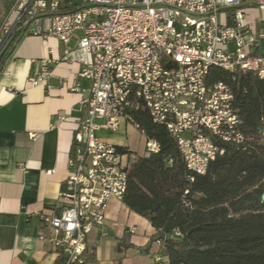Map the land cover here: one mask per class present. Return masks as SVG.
<instances>
[{"label":"built area","instance_id":"2783aa9c","mask_svg":"<svg viewBox=\"0 0 264 264\" xmlns=\"http://www.w3.org/2000/svg\"><path fill=\"white\" fill-rule=\"evenodd\" d=\"M252 6L264 9V0L16 1L5 44L19 33L56 37L66 45L63 61L79 64L92 82L59 194L61 211L42 215L56 235L57 264H86L88 237L98 228L107 235L109 201H123L137 159L98 131L116 132L126 122L145 136L135 113L147 112L177 141L187 168L201 175L224 153L219 141L245 144L231 87L207 78L219 68L264 80V33L246 21ZM159 148L146 139L145 154Z\"/></svg>","mask_w":264,"mask_h":264},{"label":"crops","instance_id":"0c3cea01","mask_svg":"<svg viewBox=\"0 0 264 264\" xmlns=\"http://www.w3.org/2000/svg\"><path fill=\"white\" fill-rule=\"evenodd\" d=\"M246 21L264 33V9L247 8ZM14 39L6 43L0 61ZM261 43L264 52V39ZM65 50L56 37L25 35L0 73V264L58 263L56 235L42 215L60 213L59 194L69 176L75 133L88 114L84 100L92 85L80 75L79 64L63 61ZM97 136L145 154V146L141 151L132 139L146 137L126 122L116 132L100 130ZM104 230L107 235L98 228L88 237L86 258L95 259L89 264H157V242L149 253L138 250L155 228L123 201H109Z\"/></svg>","mask_w":264,"mask_h":264},{"label":"trees","instance_id":"16d2710c","mask_svg":"<svg viewBox=\"0 0 264 264\" xmlns=\"http://www.w3.org/2000/svg\"><path fill=\"white\" fill-rule=\"evenodd\" d=\"M16 1L3 0L6 20ZM23 36L19 33L3 54L0 73ZM220 81L233 91L246 141H219L224 153L204 175L187 168L165 127L153 123L147 112L135 113L146 139L160 148L136 154L123 202L155 228L149 243L138 250L149 253L157 242V264H264V80L253 73L212 68L207 82ZM94 261L90 256L86 264Z\"/></svg>","mask_w":264,"mask_h":264},{"label":"rangeland","instance_id":"374dc122","mask_svg":"<svg viewBox=\"0 0 264 264\" xmlns=\"http://www.w3.org/2000/svg\"><path fill=\"white\" fill-rule=\"evenodd\" d=\"M6 21L8 22V19L6 20L5 17V8L3 5V0H0V54L7 46L5 44V39L7 36L6 30L9 26ZM132 140L137 146H140V150L142 151L143 147L145 146L146 140L144 141V139H139V137L137 136H133Z\"/></svg>","mask_w":264,"mask_h":264},{"label":"water","instance_id":"95a60500","mask_svg":"<svg viewBox=\"0 0 264 264\" xmlns=\"http://www.w3.org/2000/svg\"><path fill=\"white\" fill-rule=\"evenodd\" d=\"M262 200L264 201V193H263V195H262Z\"/></svg>","mask_w":264,"mask_h":264}]
</instances>
